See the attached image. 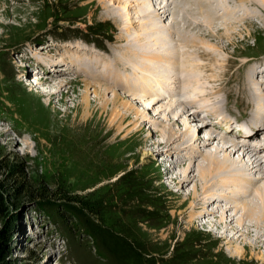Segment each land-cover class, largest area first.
Wrapping results in <instances>:
<instances>
[{"label": "rangeland", "instance_id": "1", "mask_svg": "<svg viewBox=\"0 0 264 264\" xmlns=\"http://www.w3.org/2000/svg\"><path fill=\"white\" fill-rule=\"evenodd\" d=\"M163 1L156 3L159 6ZM252 1L262 4L261 0ZM117 2L0 0V264H262L257 257L264 255V250H253L241 261L235 257L237 250L245 247L241 241L223 240L218 228L205 229V222L189 225L190 218L180 215L193 203L190 200L177 209L195 181L180 191L164 179L166 166L171 164L170 154L148 148L136 157L141 146L133 148L131 143L148 136L161 142L156 137L161 126L157 121L176 116L161 112L168 99L154 103L145 94L141 95L143 101L132 99L135 107L147 110L150 119L138 121L130 116L129 121H138L140 131L134 141H124L127 133H120L122 141L116 146L112 140L116 131L113 135L108 132L119 119L95 112L98 105L94 88L90 89L89 100L95 120L90 123L77 117L75 107L83 101L85 90L80 82L84 80L76 72H57L58 81L70 84L58 89L60 92L53 97L38 94L55 91L48 85H36L46 70L38 58L51 60L55 67L69 64L72 58L80 60L79 55L91 56L92 51L100 57L116 52L126 62L121 46L126 39L137 38L143 18L137 19L139 23L128 34L123 27L135 8L129 14L125 7L128 1ZM185 5L182 12L186 19L178 6L169 17L162 18L161 24L167 26L173 21L180 27L184 21L187 28L195 19L207 23L201 32L184 34L182 26L174 33L175 42L182 41L200 58V85L206 94L213 86H218L221 94L227 86L240 87L247 70L255 66L264 70V64H260L264 62V6L255 7L256 18L248 20L244 16L242 23L234 25L216 21L209 13L192 16L194 11ZM242 5L239 2L237 10ZM244 8L252 11L246 5ZM107 10L119 16L121 22L107 16ZM210 31L213 33L208 34ZM77 45L91 51L69 52ZM203 52L212 57H203ZM252 57L259 64L249 67L248 59ZM26 61L31 66L21 67L22 63L27 66ZM205 64L218 69L205 70ZM217 75L224 76L215 82L212 76ZM240 95L237 92L230 104L223 95L228 114L236 118L243 115L238 108L251 111L248 103L239 104ZM228 114L225 118L232 121ZM182 120L190 122L198 134L200 125L207 123L203 121L207 119L200 118L192 122L190 115ZM212 125L207 126L208 131H217L221 136ZM173 127L185 130L182 123ZM110 169L115 172L107 177ZM223 208L226 206L219 208L220 213ZM218 217L213 215L211 220ZM116 246L124 251L116 253Z\"/></svg>", "mask_w": 264, "mask_h": 264}, {"label": "bare ground", "instance_id": "2", "mask_svg": "<svg viewBox=\"0 0 264 264\" xmlns=\"http://www.w3.org/2000/svg\"><path fill=\"white\" fill-rule=\"evenodd\" d=\"M108 1H118L119 4L124 2V0ZM127 1L129 4L125 5L128 9L127 13L133 8H135V13L132 14L133 16L131 15V18L129 15L127 24L123 21V24H126L123 27L124 30L129 34L132 29H135L136 23H139L137 19L143 18V23L140 24V34L137 32V38L126 39L121 46L122 52L127 55H125L126 62H123L116 52H112V56L100 57L92 51L91 56L79 55L80 60L72 58L69 60V64L55 67H53L54 64L51 60L45 59L43 62L42 59L38 58L40 64L43 63L46 66L45 72L47 74L44 72L43 78L36 85H48L55 89V91L39 92L38 94L42 97H53L62 90L61 88L70 84L69 82L58 81L55 77L57 72L63 74H68L70 71L76 72L78 76L83 78L84 81L80 82L83 83L85 90L81 97L83 101L75 107L77 117L91 123L96 118L95 112L100 116L106 114L115 116L119 120L114 127L109 128L108 135H113L116 131L112 139L116 146L122 141L119 140L120 133H127L122 139L130 141L140 131L137 122L141 118L150 119L147 116V110L135 107L132 99L143 101L141 99L142 94H145V98L154 101V103L168 99L169 103L162 107L161 112L176 113V116L172 120L165 117L162 123L157 121V125L161 124V126L156 137L161 142L155 141L150 136L138 143L130 142L133 148L141 146L136 157L148 148L156 149L155 153L162 151L166 152L165 154H170L172 156L169 160L171 164L166 166L164 179L178 186L180 191L186 188L190 181H195L193 190L190 194L187 193L185 202H180L177 209L184 207L190 200H193V203L180 215L190 218L189 225L194 226L197 222H205L202 225L205 229L218 228L221 231L220 238L223 240L233 242L236 239L241 241L245 247L238 249L235 257L243 261L253 250L260 252L264 250V156L260 157L264 153L262 152L264 151V138L262 139L264 135L263 67L255 66L248 69L243 76L244 83L240 87L239 85L227 86L221 94L218 86H213L211 93L206 94L203 86L200 85L202 80L197 64L200 58L194 50H191V53L186 52L187 47H184L185 44L182 41L177 45L174 33L176 27L180 31L182 26L181 32L184 34L189 33V31L201 32L202 28L207 27V23L202 20L197 21L195 18L187 28L184 21L180 22V27L175 25L173 21L167 26L161 23L163 17H169V13L173 12L174 7L179 6L178 9H180L182 5L187 4L185 6L189 7L188 10L194 11L192 16H202L201 12L204 15L209 13L216 21L226 20V23L239 25L244 16L248 20L256 18L258 11L255 7L261 9V6H264V1L261 0L262 4L260 5L259 2L252 0H169L170 2L165 0L159 6L156 3L158 0ZM239 2L243 4V8L237 10L239 9L237 6ZM244 5L251 8L253 12L247 11ZM182 11L183 7L178 12L183 13ZM106 14L115 21L121 22V18L114 15L112 11L107 10ZM188 14L190 13L188 12ZM180 17L182 16L180 15ZM176 19L180 20V18ZM184 19H186L185 15ZM212 33L210 31L208 34ZM77 46L74 51L72 48L75 46H71L69 52L82 54L83 49L84 51H91L80 45ZM116 55L119 56L118 59L115 58ZM202 56L212 57L210 53L206 54V52H203ZM20 66L27 67L24 63ZM202 68L206 70L210 67L205 64ZM217 69L218 67L211 69V72ZM223 76L217 75L212 76V78H215V82H217V78ZM36 85L35 88H37ZM91 88H94L95 103L98 105L95 112L89 100ZM58 89L60 90L58 91ZM237 92L241 93L237 98L239 104L244 106L248 103L251 107L249 119L242 126V129L257 128L254 136H239L243 143L238 142V144L235 142L239 140L237 139L239 137H237L236 128L233 127L234 122L225 118L229 112V106L228 104L225 105L223 100L224 95L227 97V103H229ZM109 94L113 95L111 99L108 97ZM123 94L129 98L124 97ZM165 95H169L168 98ZM220 95L221 97H219ZM192 109L195 110L194 114L190 115L192 122L195 121V118H200L201 115L203 119L217 121L218 126L215 128L219 129L222 135L219 136L217 131L209 132L207 129L208 122L200 125L199 134L190 122H184L182 118L189 116L186 114ZM130 116H135L138 121H129ZM180 123L184 126L183 132L173 129L174 125L179 126ZM223 124L229 126L228 131L223 128ZM115 127H117L116 130H114ZM213 130L215 129L213 128ZM202 131L204 133L207 131L208 135L201 136L200 132ZM240 132L243 134L241 130ZM229 138L237 140L231 141ZM240 145L242 148H250L254 155L256 154V158L253 160L248 153L249 151L242 149ZM164 161L167 160L164 159ZM194 171H196V175H194ZM114 172L113 169L107 171V177ZM199 192L200 194L203 192V194L200 196ZM222 205H225L226 209H221L223 213H220L219 208ZM210 206H215V208L212 210ZM213 215L219 216L218 220L212 221ZM207 233L210 235L212 231L207 230ZM229 234L231 235L229 236ZM114 250L116 253L124 251L122 247L118 248L117 246ZM231 258L233 259V257ZM257 260L264 264V255L258 256Z\"/></svg>", "mask_w": 264, "mask_h": 264}]
</instances>
